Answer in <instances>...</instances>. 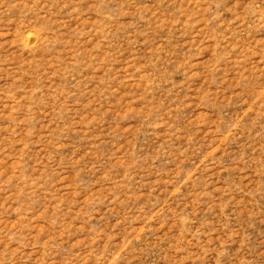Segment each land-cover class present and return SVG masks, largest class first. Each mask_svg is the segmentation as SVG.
<instances>
[{"label":"rangeland","instance_id":"1","mask_svg":"<svg viewBox=\"0 0 264 264\" xmlns=\"http://www.w3.org/2000/svg\"><path fill=\"white\" fill-rule=\"evenodd\" d=\"M0 264H264V0H0Z\"/></svg>","mask_w":264,"mask_h":264}]
</instances>
